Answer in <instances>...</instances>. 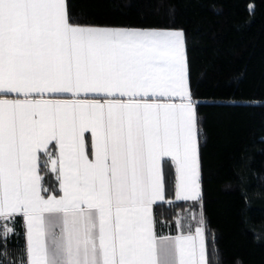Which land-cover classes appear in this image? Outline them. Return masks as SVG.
<instances>
[{"label": "snow or ice", "instance_id": "6c2138e0", "mask_svg": "<svg viewBox=\"0 0 264 264\" xmlns=\"http://www.w3.org/2000/svg\"><path fill=\"white\" fill-rule=\"evenodd\" d=\"M0 94V264H209L203 227L158 238L153 214L163 158L175 199L201 197L182 30L81 25L68 0H0ZM16 216L26 249L10 258Z\"/></svg>", "mask_w": 264, "mask_h": 264}, {"label": "trees", "instance_id": "16d2710c", "mask_svg": "<svg viewBox=\"0 0 264 264\" xmlns=\"http://www.w3.org/2000/svg\"><path fill=\"white\" fill-rule=\"evenodd\" d=\"M68 3L72 21L81 25L184 32L199 130L201 197L175 199L174 165L163 158L166 196L153 205L156 234L203 227L209 264H264V0ZM41 160L44 186L58 188L49 164L43 166V153ZM14 227L19 235L8 242L10 258L26 249L22 217H15Z\"/></svg>", "mask_w": 264, "mask_h": 264}, {"label": "crops", "instance_id": "0c3cea01", "mask_svg": "<svg viewBox=\"0 0 264 264\" xmlns=\"http://www.w3.org/2000/svg\"><path fill=\"white\" fill-rule=\"evenodd\" d=\"M139 29V28H138ZM0 95H4V94H0ZM15 94H11V96H14ZM11 96L9 98H11ZM61 98H65V99H70L71 97L68 96V95H65L64 97H61ZM88 134V136L90 137V133H86ZM50 151L52 152H55V149L53 147L50 146ZM162 161V160H161ZM49 167L51 169V166L49 164ZM160 169H161V162H160ZM55 174V177L57 179V174L55 172H53ZM58 181V179H57ZM58 186H59V183H58ZM25 233H26V228H25ZM194 234V233H193ZM181 235V234H180ZM184 235H187V234H184ZM175 236L177 235H160V236H157L158 238H161V237H166V238H174ZM25 242H26V234H25Z\"/></svg>", "mask_w": 264, "mask_h": 264}, {"label": "rangeland", "instance_id": "374dc122", "mask_svg": "<svg viewBox=\"0 0 264 264\" xmlns=\"http://www.w3.org/2000/svg\"><path fill=\"white\" fill-rule=\"evenodd\" d=\"M121 28V27H120Z\"/></svg>", "mask_w": 264, "mask_h": 264}]
</instances>
